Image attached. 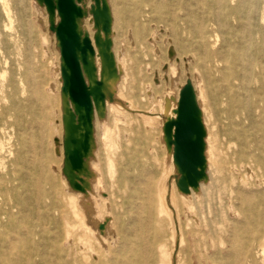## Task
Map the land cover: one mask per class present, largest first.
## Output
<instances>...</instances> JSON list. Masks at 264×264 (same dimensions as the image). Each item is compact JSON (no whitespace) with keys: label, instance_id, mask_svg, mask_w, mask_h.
I'll return each mask as SVG.
<instances>
[{"label":"rangeland","instance_id":"1","mask_svg":"<svg viewBox=\"0 0 264 264\" xmlns=\"http://www.w3.org/2000/svg\"><path fill=\"white\" fill-rule=\"evenodd\" d=\"M86 2L90 3L88 15L92 18L93 0H85ZM245 3L250 12L243 18L231 14L227 17L230 24L239 26L261 23L264 0H245ZM46 16L45 6H37L35 0H0V142L17 157L19 163L22 159L28 161L26 170L31 178L42 176L45 179L44 212L59 216V254L71 260L77 244L85 236L91 237L90 241L94 246L92 236L96 226L93 224L97 222L99 228L102 223L98 222L102 216H109L110 224L106 230L104 226L99 228L100 231L104 230V237L108 239L116 238L112 249L119 244L120 230L127 223L135 226L139 231L138 236L143 235L148 241L153 239L157 226L162 225L154 240L158 243L157 237H162L161 242L167 244L168 220L159 219L154 188L156 189L163 168L167 166L172 169V146L168 143L172 130L168 132L164 123L176 117L178 90L185 84V80L190 81L189 72L184 65L176 67V75L166 77L169 61L167 49L171 36L169 30L157 23L152 15L137 13L114 17L110 13V31L107 37L111 41L112 53L115 49L117 55L108 54L105 63L96 53L88 57L89 64L86 68L94 81L102 80V92L108 95L113 91V99L121 93L120 99L123 102V105L114 108L113 117L107 110V103L111 101L107 102L105 98L102 107L93 110L94 145L87 158V179L91 181L90 190L93 188L90 201L95 211L93 217H86L85 220L89 231L79 225L68 203L74 193L64 181L63 154L56 140L61 139L64 132L62 102L69 104V101L66 93L61 92L62 62L57 40L54 33L49 31ZM92 19H89L88 24L93 23ZM58 20L59 17L55 14L49 19V23L55 24ZM139 27L141 30H138ZM77 30L81 36L89 34L86 28L84 33L78 23ZM114 68L116 72L113 71ZM214 85L212 82H195L199 90L196 104L198 112H202L201 120L205 126L203 154L206 164L200 189L185 198L176 189L174 200L183 234L182 248L190 251V264H264L262 249L258 247L257 241L240 232L242 212L247 207L239 204L235 192L241 181L255 183L256 173L251 163L235 155L238 142L230 139L223 129L227 120L220 109L225 104H216L214 93L221 89L217 87L213 92ZM167 87L172 89L174 97L168 98L165 111L163 108L156 112L153 124L143 123L128 100L141 110H147L151 106L157 111ZM200 88L206 93L205 98H200ZM260 113L259 110L255 111V120L245 115L237 119L239 127L245 132L240 140L246 142V151L254 149L256 120L259 121ZM111 132L113 144L109 141ZM109 159L112 160L111 168L108 167ZM222 163L230 164L231 173L219 171ZM100 172L103 174L101 177ZM176 174L181 175L180 172ZM224 177V187L216 188V184H220ZM98 178L103 181L99 190L103 193L101 198L107 202L106 208L101 205L100 196H95ZM28 189L33 190L32 186ZM49 222L47 237L50 239L57 228L55 229L53 221ZM141 225H144V232L139 230ZM23 230L16 211L9 220L4 214H0V264H13L16 261L22 251ZM66 230L69 232L68 236ZM232 230L237 236L230 235ZM82 246L83 252H86V246ZM194 250L198 252L193 253ZM145 264L151 262L146 261Z\"/></svg>","mask_w":264,"mask_h":264},{"label":"bare ground","instance_id":"2","mask_svg":"<svg viewBox=\"0 0 264 264\" xmlns=\"http://www.w3.org/2000/svg\"><path fill=\"white\" fill-rule=\"evenodd\" d=\"M105 1H107L109 13L101 7L96 6L93 1L91 4L93 7L92 19L88 15L90 1L85 3V0H75L84 13L83 18L77 19V23L83 32L84 28L87 29L89 32L87 35H90L89 39L94 48V53L98 54L103 62L108 54L110 56L117 55L115 49L112 53L110 41L107 37L103 36L107 33L101 32V24L106 18H109L110 13L114 17L116 15L137 13L152 15V17L157 19L155 20L157 23L166 26L171 35L167 49L169 61L167 60L168 71L166 77L169 78L172 74L176 75L175 69L180 65H184L189 72V82L193 87L196 98H199V90L196 88L195 82L198 84L212 82L215 84L213 92L218 89L217 87H220V92H215L214 97L217 98L215 101L217 105L225 104V107L220 109L227 120V124L223 129L230 139L237 140L238 142L235 155L251 163L256 173L254 175L256 178L255 183L247 181L243 183L240 180L241 184L235 189L239 204L247 207V210L242 212L243 222L240 232L257 241L258 247L262 249L261 253L264 258V12L260 17V24L248 23L234 26L228 22L227 17L233 14L243 18L249 13L250 9L249 6L247 7L245 0ZM35 3L37 6H43L42 0H35ZM45 10L47 11L46 17L49 26V19L57 14V12L56 10L53 12L48 11L46 7ZM89 19L93 20L91 25L88 24ZM138 30H141V27ZM83 74L91 92L92 110L96 107L100 109L102 106L97 99V94L99 90L103 89L96 87L93 76L86 66L83 67ZM202 90L203 88H200V92L202 93L200 98H205L207 95ZM148 92L150 93V91ZM113 95V91L108 95L105 93L106 101H111L107 103V110L110 116L114 114V108L123 105L120 99L122 94L118 93L115 99H113ZM170 97H174V95L172 89L167 87L166 94L157 111L150 108L151 106L147 110H141L131 100H128V102L137 110L136 115L142 119L143 123L151 125L157 115L156 112L163 110V108L165 111L168 98ZM218 97H224V99L220 100ZM256 110L261 111V113L259 121L256 120L254 149L246 151V142L240 140L244 137L245 132L239 127V120L237 121V119L245 115L249 119L255 120L253 117ZM62 112L64 132L61 139H57L56 141L60 144L63 154L64 166L62 170L64 181L68 183L71 192L74 193V196L69 198L68 203L73 215L78 219L79 225L84 230L90 231L85 224V220L86 217H93L95 211L90 201V197L93 195V188L90 190L91 181L87 179L89 175L87 158L93 151V133L90 131L89 125H82L80 120L81 110L72 105L70 101L69 104L62 102ZM201 115L202 112H198L199 120H201ZM201 123L204 128L203 120H201ZM86 130L89 131L87 152L84 153L79 150L82 158V168L78 171H73L66 157L72 149L79 148L83 133ZM111 137L112 132L109 135V141L113 144L114 141H112L113 138ZM72 138L75 139L74 144L71 143ZM105 145L107 146V143ZM203 159L202 167L204 168L206 164L205 156ZM229 165L222 163L219 166V171L231 173L232 169ZM27 166L28 161L26 159H22L19 163L17 157H14L11 151L7 150L4 144L0 142V209L5 210L4 212L0 211V214H4L9 220L14 211H16L24 228V236L22 241L20 240L23 245L21 247L22 251L19 252L13 264H145L146 261L151 262V264H190V251L182 248L183 234L178 219L177 204L174 200L176 189L178 188L177 182L182 181L184 168L176 167L173 161L171 170L167 166L163 168L161 176L157 181L156 189L154 188L157 201L156 211L159 219L166 218L168 220L167 244L161 242L162 237H157L158 243L154 240L156 234L160 233L162 225H156L157 228L154 231L153 239L148 241L147 239L145 240L143 235L138 236L139 231L135 226H129L127 225L129 223H127L120 230L121 239L119 244L112 249V246L114 247L116 244V238L114 239L109 236L110 238L108 239L104 237V230L100 231L97 222H95L93 225L96 228L93 230L94 235L92 236L95 242L94 246L90 241L91 237L85 236L83 241L77 244V250L71 260L59 254V216L55 213L51 216V214L49 215L44 212V208L46 207L44 200L46 197L44 188L45 179L42 176L31 178L29 172L26 170ZM108 167H112L111 159L108 160ZM232 168L235 169V167ZM201 169L198 168L199 171ZM41 170L43 171V169ZM176 172H180L181 175L176 174ZM102 175V172H100V177ZM225 180L226 178L224 177V180L220 184H216V188L224 187ZM76 182L81 185V190H74L73 186ZM202 182L203 178H200L198 186L192 188L188 194L179 191L180 196L182 198L190 197L189 195L200 189ZM102 183L103 181L98 178V190L96 189L98 193L96 192L95 196L98 198L100 196L101 205L106 208L107 202L101 198L103 193L99 190L103 186ZM30 186H32L33 190L28 189ZM149 215L151 216L152 213L150 212ZM108 218L109 216H102L98 222L104 225L105 230L110 224ZM50 220L53 221L54 227L57 230L53 231L52 237L49 239L47 237V225L50 223ZM159 222L162 223L161 220ZM140 227V232H144V225ZM66 235H69L67 230ZM230 235L237 236V233L232 230ZM82 245L86 246V252H83ZM192 252L196 253L198 251L194 250ZM199 254L201 253H197V255Z\"/></svg>","mask_w":264,"mask_h":264},{"label":"water","instance_id":"3","mask_svg":"<svg viewBox=\"0 0 264 264\" xmlns=\"http://www.w3.org/2000/svg\"><path fill=\"white\" fill-rule=\"evenodd\" d=\"M93 1L96 6L109 13L105 0ZM42 3L48 11L56 10L59 17L57 23H50L49 31L55 35L62 62V66L60 65L61 92L66 93L70 103L81 110L82 125H89L90 131H92V97L83 74V67L89 64L88 57L94 56V48L87 33L81 36L77 30V19L83 18V10L76 4L75 0H42ZM91 8H93L92 5ZM91 14H93L92 9ZM110 22L109 14V18H106L101 24V32L107 33L103 35L104 37H107L110 31ZM113 71L116 72V69L114 68ZM95 85L100 88L103 85L102 80L96 79ZM102 91L99 90L97 94V99L101 105L105 98ZM96 108L99 109V107ZM164 126L168 132L172 130L168 143L172 146L173 163L178 168H184L182 181L177 182L178 189L180 192L188 194L192 188L198 186V180L204 175L202 166L205 137L203 125L198 118L196 95L189 80L180 88L176 117L167 120ZM88 139L89 131L86 130L83 133L79 148L72 149L66 157L73 171L82 168L79 150L84 153L87 152ZM71 143H75L74 138L71 139ZM198 168H202L201 171ZM73 188L81 190V185L76 182ZM103 226L102 224L99 228L102 229Z\"/></svg>","mask_w":264,"mask_h":264}]
</instances>
